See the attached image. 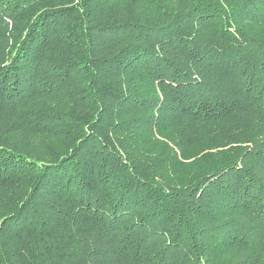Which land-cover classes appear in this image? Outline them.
Here are the masks:
<instances>
[{"label": "trees", "instance_id": "obj_1", "mask_svg": "<svg viewBox=\"0 0 264 264\" xmlns=\"http://www.w3.org/2000/svg\"><path fill=\"white\" fill-rule=\"evenodd\" d=\"M0 264H264V0H0Z\"/></svg>", "mask_w": 264, "mask_h": 264}]
</instances>
